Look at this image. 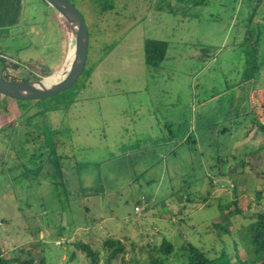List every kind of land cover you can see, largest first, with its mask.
<instances>
[{
    "label": "rangeland",
    "instance_id": "rangeland-1",
    "mask_svg": "<svg viewBox=\"0 0 264 264\" xmlns=\"http://www.w3.org/2000/svg\"><path fill=\"white\" fill-rule=\"evenodd\" d=\"M70 1L90 35L78 81L40 100L0 93V254L87 264L74 243L103 257L115 239L127 252L112 263L131 264L165 237L219 246L202 237L218 206L264 210V0ZM21 15L0 26V75L13 82L57 72L71 50L47 2L23 0ZM147 40L168 45L157 68ZM243 213L224 219L228 248Z\"/></svg>",
    "mask_w": 264,
    "mask_h": 264
},
{
    "label": "trees",
    "instance_id": "trees-1",
    "mask_svg": "<svg viewBox=\"0 0 264 264\" xmlns=\"http://www.w3.org/2000/svg\"><path fill=\"white\" fill-rule=\"evenodd\" d=\"M18 1V4L20 3L22 6L23 0ZM100 1L102 0H98V3ZM105 4L106 3L103 4L104 8L106 6ZM21 6L20 11L22 10ZM1 15L0 24H16V20L12 18L16 13ZM167 47L168 45L164 41L147 40L145 43V62L147 66L152 68L159 67L166 56ZM258 93L261 95L264 93V89L260 90ZM262 100H264V97ZM252 107L255 109L254 103ZM258 128L261 132H264V122L260 123ZM241 163L242 162L238 163V165L240 166ZM262 172L264 173V171ZM257 194L256 205L258 207L262 203L263 192L258 191ZM202 200L205 201L206 208L212 206L208 201V197H204ZM232 205L235 206V209L233 211L230 210L226 214H224L226 206H218L219 212L223 214V220L219 223H213L203 231L202 237L209 233H213L215 235L213 238L214 242L217 243V241H219V246L207 247L205 238H201L198 243L194 240H183L180 246H176L174 241L165 237L160 245L148 243L146 245L147 256L142 260L133 258L134 261L132 260L131 264H264V210L256 212L248 211L244 214L242 210L239 209L236 202L232 203ZM238 213H243L246 225L236 230V235L233 236L231 249L226 246L223 235L231 234L232 232L224 228L223 222L225 218H233ZM179 238L182 240V236ZM73 245L76 250L82 251L84 254L83 262L87 264H113L112 261L114 258L120 257L122 253L127 252L126 245L123 241L115 239H109L105 242L108 251L103 257L100 252L97 249H93L92 245L89 243L76 242ZM232 250L234 251L233 254H231ZM242 251L244 255L241 254ZM27 255L28 257L26 259H20L6 258L0 254V264H49L45 256L42 257L39 263H36L31 252H28ZM76 260L78 261L79 257L76 255V252H73L70 261Z\"/></svg>",
    "mask_w": 264,
    "mask_h": 264
},
{
    "label": "water",
    "instance_id": "water-1",
    "mask_svg": "<svg viewBox=\"0 0 264 264\" xmlns=\"http://www.w3.org/2000/svg\"><path fill=\"white\" fill-rule=\"evenodd\" d=\"M65 19L72 39L64 66L39 80L13 82L0 75V93L17 100H40L53 97L72 87L82 75L89 54L90 35L82 13L70 0H44Z\"/></svg>",
    "mask_w": 264,
    "mask_h": 264
},
{
    "label": "crops",
    "instance_id": "crops-1",
    "mask_svg": "<svg viewBox=\"0 0 264 264\" xmlns=\"http://www.w3.org/2000/svg\"><path fill=\"white\" fill-rule=\"evenodd\" d=\"M18 0H0V16L1 14H15L12 18L16 20V24H0V26H14L20 23L22 10L20 11V3ZM22 7V6H21ZM20 12V13H19ZM20 15H19V14ZM18 22V23H17Z\"/></svg>",
    "mask_w": 264,
    "mask_h": 264
},
{
    "label": "bare ground",
    "instance_id": "bare-ground-1",
    "mask_svg": "<svg viewBox=\"0 0 264 264\" xmlns=\"http://www.w3.org/2000/svg\"><path fill=\"white\" fill-rule=\"evenodd\" d=\"M69 31V30H68ZM73 47H74V41H73V39H72V41H71V53L73 52Z\"/></svg>",
    "mask_w": 264,
    "mask_h": 264
}]
</instances>
